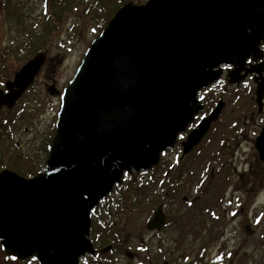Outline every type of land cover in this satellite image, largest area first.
Masks as SVG:
<instances>
[{
	"label": "water",
	"instance_id": "water-1",
	"mask_svg": "<svg viewBox=\"0 0 264 264\" xmlns=\"http://www.w3.org/2000/svg\"><path fill=\"white\" fill-rule=\"evenodd\" d=\"M264 0L130 1L89 45L64 88L45 170L27 178L0 172V246L39 264H80L96 250L91 212L126 173L148 172L174 148L203 107L200 90L264 30ZM248 29L251 33H248ZM47 59L36 54L0 90L13 108ZM57 94L56 86L48 88ZM264 92V83L258 94ZM223 104L182 143L189 154L218 120ZM264 162V132L258 142ZM166 223L160 206L150 231ZM109 249H104L105 252Z\"/></svg>",
	"mask_w": 264,
	"mask_h": 264
},
{
	"label": "rangeland",
	"instance_id": "rangeland-1",
	"mask_svg": "<svg viewBox=\"0 0 264 264\" xmlns=\"http://www.w3.org/2000/svg\"><path fill=\"white\" fill-rule=\"evenodd\" d=\"M130 1L141 4L147 0ZM96 3L97 0H79L72 9L65 11L55 6L56 17L51 0H34L30 29L33 37L30 41H33L22 44L20 30L15 33L18 43L23 46L16 55L17 65L34 52L48 50L44 75H55L58 89L63 90L77 71L90 43L106 25L96 24L99 17L94 10ZM56 19L60 22L57 27L54 26ZM44 75H39L25 102L19 104L17 119L12 124L13 133L11 129L6 137L10 141L4 139L0 143V168H22L25 163H33L35 171L45 169L61 102L46 93ZM6 116L1 113L0 121L3 122ZM229 125L227 119L221 120L205 146L191 155L190 161L181 163V168L190 171L188 176L183 173L179 177V191L174 186L175 173L169 167L177 151L169 152L162 158V163L148 173H137L121 185L116 202L120 204L126 197V264H264V167H258L257 155L248 140H227V146H223ZM16 143H20L19 149L13 148ZM5 148L9 150L4 153ZM243 166L247 169L245 175H251V167L259 172L251 179L254 186L251 199L245 194L247 187L235 193L222 182L223 175H228L233 184L240 181ZM235 168L239 174L233 171ZM175 190L178 198L173 203L177 207L168 211L170 218L173 217V225L161 233L148 231L146 224L160 205L161 194L173 197ZM183 194L189 199L196 196L201 199L195 208L188 210L189 206L182 202ZM231 195L239 198L230 203ZM120 211L119 226L123 209ZM5 255L0 246V264H39L35 259L12 261Z\"/></svg>",
	"mask_w": 264,
	"mask_h": 264
},
{
	"label": "flooded vegetation",
	"instance_id": "flooded-vegetation-1",
	"mask_svg": "<svg viewBox=\"0 0 264 264\" xmlns=\"http://www.w3.org/2000/svg\"><path fill=\"white\" fill-rule=\"evenodd\" d=\"M34 0H0V90H3L5 93H8L6 89L7 83L14 80L15 74L23 67L29 60H31L36 54L40 52H46V62L41 68L39 74L36 76L34 83L30 86V88L24 93V95L16 102L13 108H9L8 106H3L0 110L1 113H6V118L4 117L3 122L0 121V143L5 139H7V134L11 131L13 133L12 124L16 121L17 110L19 104L25 102L28 94L31 89L34 87L36 83V79L40 77L39 75H44V72L47 70V62H48V50L43 49L38 51L37 53L30 54L25 61L19 66L16 63V55L23 46L22 44L30 43L31 40V23H32V13L31 6ZM47 2V0H45ZM264 14V9H263ZM22 34L20 36L21 43H18V39L15 38V33ZM26 31V33L24 32ZM248 33H251V30L248 29ZM33 39V37H32ZM221 70L220 77L210 84L208 87L199 91L196 97V101H200V106H203L197 114L194 116L192 122L188 125L184 132H181L178 137L176 144L173 149L166 150L162 152L160 157L159 166L162 163V158L168 155L171 151H177L178 154L175 155V159L172 160V163L169 165L171 170L175 173V188L179 191L178 187L180 185L181 180L179 177L181 175L188 176L189 169L181 168V163L184 161H190V156L199 152L204 146L206 141L209 139L210 134L214 132V127L221 122V120L227 119L230 122L228 137H225L223 146H227V140L237 141V140H248L251 143L253 151L257 155V161L259 162L258 167H264V162L259 158L258 152V142L259 138L264 132V92L262 94H258L259 85L264 83V30H261L257 36L251 39V43L248 46L244 47V49L240 50V54L234 56L232 60L228 63L220 65L218 68ZM42 73V74H41ZM41 76V77H42ZM46 86V93L49 96H56V98L60 99L62 104V94L63 90L58 89L57 81L55 79V75H44ZM51 85L56 86L57 94L51 95L48 92V88ZM221 103L223 104L222 111L218 120L211 124V127L208 133L204 136L201 143L198 144L189 154L183 156V145L182 143L187 139L188 135L198 128L199 123L206 117H208L216 106ZM60 104V108H61ZM60 111V110H59ZM56 116V121L53 127V138L56 133V124L58 121V114ZM51 131V132H52ZM6 134V135H5ZM13 135V134H12ZM219 138H222V135L219 134ZM53 138H51L53 140ZM52 140L49 145L48 151L50 152ZM10 141V140H9ZM2 145H6L3 144ZM0 144V150H1ZM8 148V146L6 145ZM15 149L20 148V143H16L13 146ZM9 149L5 148V152H8ZM180 152V153H179ZM202 155H205L203 153ZM49 156V154H48ZM48 159V157H47ZM46 159V161H47ZM1 158H0V167H1ZM19 165V164H17ZM46 166V162H45ZM190 167V164L188 165ZM252 168V167H251ZM251 175H245L246 167H242V174H239V170L235 168L233 171L239 174L240 181H236L234 184L229 180L228 175L222 176L223 184L226 183L227 187H232L234 192H242V187H247L248 191H245V194L248 199L252 198V191L254 186L251 179L257 175L259 172L256 170H251ZM4 169H8L11 171H16L13 168L3 167L0 168V172ZM153 169V168H152ZM151 169V170H152ZM150 170V171H151ZM182 171V172H181ZM149 172V171H148ZM144 171L140 172H132L131 174H126L124 176L123 183H126V180L133 179L137 173H148ZM177 172H181L177 174ZM262 173V172H260ZM19 174V173H18ZM215 174L214 171L211 173ZM221 174V171L219 172ZM21 175V174H20ZM169 174L166 173V176ZM23 176V175H22ZM247 178V179H246ZM187 180H189L187 178ZM255 183V182H254ZM122 185V184H121ZM121 185L115 186L112 193L108 196L107 199L103 200L97 209L92 212V229H91V240L96 250L94 255L86 254V256L80 259V264H126V197L123 198L120 204L116 202V195L119 193V189ZM126 186V184H125ZM173 186V187H174ZM162 188H165L163 185ZM183 189V187H182ZM174 191L175 195L172 197L161 194V203L157 206L156 210L161 206L162 211L166 216V223L159 231H151L156 233H161L169 229L170 226L173 225L172 221L173 217L170 218L169 210H174L177 207L175 202L176 198H178V192ZM173 193V194H174ZM168 194V193H167ZM118 198V197H117ZM163 198V199H162ZM236 198L234 195H231L228 199L230 203H233ZM201 199V196H196L195 198L187 197L186 195H182V202L187 204L188 210L191 208H195L197 202ZM123 203V205H122ZM120 209H123L122 212V222L121 226H119V218L121 215ZM155 210V211H156ZM187 210V211H188ZM241 211L242 209L239 208ZM236 212L235 215L239 214ZM155 213V212H154ZM170 218V219H169ZM152 219V218H151ZM150 219V220H151ZM149 220V221H150ZM118 221V222H117ZM148 221V222H149ZM118 224V226H117ZM148 224V223H147ZM146 224V228H147ZM108 226V227H107ZM106 230V231H105ZM148 231H150L147 228ZM105 231V234H104ZM252 231V230H251ZM108 239V244L104 247L99 246L98 236L103 235ZM109 249L105 252H102L104 249ZM128 257H131L130 253H127ZM17 261V260H12ZM168 264V263H165Z\"/></svg>",
	"mask_w": 264,
	"mask_h": 264
},
{
	"label": "trees",
	"instance_id": "trees-1",
	"mask_svg": "<svg viewBox=\"0 0 264 264\" xmlns=\"http://www.w3.org/2000/svg\"><path fill=\"white\" fill-rule=\"evenodd\" d=\"M93 1V0H92ZM76 2H79V0H51V3H53V10L54 14L57 17V12L55 11V6H57L60 11L63 10L65 11L66 9H72L75 5ZM130 2V0H97V5L95 6V12L99 13V17L96 18V24L99 23H105L107 24L113 15L116 13V11L119 9V7L123 6L124 4ZM145 1H142L141 3H144ZM93 6V5H92ZM59 19H56L54 26H58ZM38 52V51H37ZM34 52V53H37ZM26 166H16V168L11 167L13 169H16V171L23 175L24 177H33L40 173L39 171H35L36 166L33 163H25ZM108 227V226H107ZM106 231V230H105ZM104 231V234H105ZM103 235L98 236L99 239V246L104 247L106 246L109 242L108 239L104 237ZM6 259H11L5 255Z\"/></svg>",
	"mask_w": 264,
	"mask_h": 264
}]
</instances>
